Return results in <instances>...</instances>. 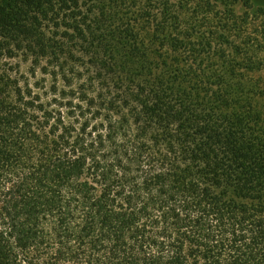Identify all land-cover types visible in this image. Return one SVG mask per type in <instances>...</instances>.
<instances>
[{"label": "trees", "instance_id": "trees-1", "mask_svg": "<svg viewBox=\"0 0 264 264\" xmlns=\"http://www.w3.org/2000/svg\"><path fill=\"white\" fill-rule=\"evenodd\" d=\"M0 0V264H264V9ZM238 39V41H237Z\"/></svg>", "mask_w": 264, "mask_h": 264}, {"label": "rangeland", "instance_id": "rangeland-1", "mask_svg": "<svg viewBox=\"0 0 264 264\" xmlns=\"http://www.w3.org/2000/svg\"><path fill=\"white\" fill-rule=\"evenodd\" d=\"M248 7L250 12L257 8L264 9V0H239L235 5V11L240 14ZM262 56L264 57V54ZM0 72L8 74L19 84L29 83L35 92L39 91L36 82L43 77L47 78V74L43 73L40 65H36L30 58L23 59L20 52H14L11 56L5 53L0 54Z\"/></svg>", "mask_w": 264, "mask_h": 264}]
</instances>
